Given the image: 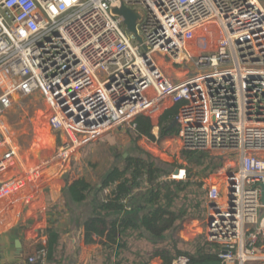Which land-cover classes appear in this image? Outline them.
I'll use <instances>...</instances> for the list:
<instances>
[{
    "label": "built area",
    "instance_id": "1",
    "mask_svg": "<svg viewBox=\"0 0 264 264\" xmlns=\"http://www.w3.org/2000/svg\"><path fill=\"white\" fill-rule=\"evenodd\" d=\"M121 5L138 13L142 43L113 12ZM199 30L212 47L193 54L189 42ZM156 54L175 64L192 59L193 69L172 81ZM34 95L49 108V129L60 133L56 172L75 149L125 123L133 127L139 114L150 119L153 138L140 136L148 147L219 156L217 171H194L206 194L205 239L220 246V264L264 263V246L257 243L264 240V216L258 217L264 209L261 2L0 0V173L14 161L12 147L2 150L9 112L20 99ZM173 105L175 131L161 135L160 116ZM185 165L166 178L185 179ZM31 175L1 182L0 202L10 208L13 195L37 181L38 174ZM44 258L42 250V263ZM188 262L179 255L169 264Z\"/></svg>",
    "mask_w": 264,
    "mask_h": 264
},
{
    "label": "trees",
    "instance_id": "2",
    "mask_svg": "<svg viewBox=\"0 0 264 264\" xmlns=\"http://www.w3.org/2000/svg\"><path fill=\"white\" fill-rule=\"evenodd\" d=\"M176 111L173 105L161 114V135L174 133L166 127ZM132 126L137 137L153 138L147 116L137 115ZM114 155L120 159L109 167L87 159L91 171L75 176L47 207V225L41 232L46 243L37 244L26 263H61V236L82 226L86 243L105 237L102 264H148L153 258L169 264L179 255L187 256L188 264H220V246L207 242L204 234L187 241L176 234L182 222L202 219L206 213L205 189L189 166L207 173L218 167L216 157L204 150L182 151L180 157L189 166L185 165V179L174 180L164 178L169 165L158 163L150 153ZM78 206L86 208L77 212Z\"/></svg>",
    "mask_w": 264,
    "mask_h": 264
},
{
    "label": "rangeland",
    "instance_id": "3",
    "mask_svg": "<svg viewBox=\"0 0 264 264\" xmlns=\"http://www.w3.org/2000/svg\"><path fill=\"white\" fill-rule=\"evenodd\" d=\"M261 4L264 6V0L261 1ZM202 35L203 30H199L195 38L189 42L190 49H193V54H197L201 48L210 49L212 47V43H205ZM155 58L160 61L161 71L172 81H177L183 77L187 71L193 69L192 59L189 63L183 61L182 63L175 64L167 57L159 54H156ZM48 114L49 108H47L44 99L40 95L27 96L20 99V102L9 112L8 120L10 124L8 135L6 136L7 143L3 144L2 150L9 147L13 148V158L16 165L14 164L15 166L10 171L5 172L7 178L2 179L3 181L19 177L20 174H22V168L20 169V167H23L27 172H32V169L36 171L37 168L40 167L43 171L47 172V168L51 166L53 162L59 161L57 156L59 147L61 146V138L59 133H53L49 129L47 125ZM133 129V127H129V125L125 123L122 128L113 129L97 139L84 143L75 149L65 162L62 175L68 177L72 175L75 177L81 172L91 171L90 167L86 165L88 163L87 159H97L99 166L103 165V167H109L114 163V160L118 162L120 159L119 157L115 158V152L117 154L123 153L124 155L128 152L138 155L143 154V152L150 153L158 163L169 165V175L173 169L185 162L180 157L181 152L179 154H170L163 150L164 145L157 149L148 147L142 138L136 136ZM49 137L50 140H48ZM208 153L212 155V153ZM216 161L218 166L221 160L216 157ZM193 169V171H199L202 175H208L218 170L215 168L209 170L207 173H203L199 168L193 167ZM55 172L56 170L54 173ZM93 173L94 172H91V174ZM3 175L4 174L1 173L0 178ZM22 175H24V173ZM167 176L168 175L164 178ZM85 208L86 207L78 206L75 211L81 212ZM205 216L202 219L195 220V222H182L176 234L186 241L194 238L198 234H203ZM263 216L264 209L259 212L258 217L261 218ZM138 244L142 245L141 243ZM125 255H130V253H126ZM158 259L159 258H153L148 264H156Z\"/></svg>",
    "mask_w": 264,
    "mask_h": 264
},
{
    "label": "crops",
    "instance_id": "4",
    "mask_svg": "<svg viewBox=\"0 0 264 264\" xmlns=\"http://www.w3.org/2000/svg\"><path fill=\"white\" fill-rule=\"evenodd\" d=\"M14 164L16 165L15 160L2 172L4 175L0 178V183L3 182L2 179L7 178L5 172L10 171L15 166ZM53 164L54 162L47 168V172L40 167L36 171L32 169V172H27L23 167H20V169L22 168L21 173L24 175L20 174L19 177L28 178L32 176L31 174L37 173V181L27 182L26 186L16 192L11 198L12 206L10 208L4 201L0 202V264H27L26 256L34 252L35 246L37 244L45 245L46 236L41 232L47 225L46 209L54 203L71 180L75 178L72 175L63 176L62 171L54 173ZM195 220L197 219H189L186 222H195ZM16 240L19 241V246H16ZM104 240L105 237L101 240L97 239L95 242L86 243L83 227H74L64 233L59 240V245L64 250L58 257L59 260L62 258L59 264H102ZM258 242L264 246V240L259 239ZM244 264L264 263L252 261Z\"/></svg>",
    "mask_w": 264,
    "mask_h": 264
},
{
    "label": "water",
    "instance_id": "5",
    "mask_svg": "<svg viewBox=\"0 0 264 264\" xmlns=\"http://www.w3.org/2000/svg\"><path fill=\"white\" fill-rule=\"evenodd\" d=\"M259 2L263 0H258ZM113 12L119 16L122 17V23L126 29L127 32L132 33L135 37V39L139 42L142 43V38L138 34L137 28H136V21L139 17L138 13L129 7L125 5H121L120 7L114 8ZM142 47L145 49V45L142 44ZM177 123L176 118H172L170 122L168 123L166 127V131L173 129ZM218 158H220L218 156ZM221 163H218V166H220ZM177 170H175L176 172ZM261 203L264 206V184H261ZM16 246H19V241H15Z\"/></svg>",
    "mask_w": 264,
    "mask_h": 264
},
{
    "label": "bare ground",
    "instance_id": "6",
    "mask_svg": "<svg viewBox=\"0 0 264 264\" xmlns=\"http://www.w3.org/2000/svg\"><path fill=\"white\" fill-rule=\"evenodd\" d=\"M42 140V139H41ZM48 140H50V137L48 138Z\"/></svg>",
    "mask_w": 264,
    "mask_h": 264
}]
</instances>
